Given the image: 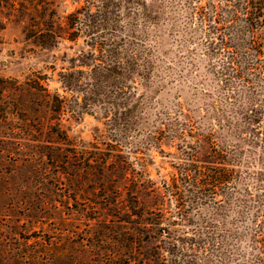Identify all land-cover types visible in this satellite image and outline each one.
Listing matches in <instances>:
<instances>
[{
	"label": "rangeland",
	"instance_id": "obj_1",
	"mask_svg": "<svg viewBox=\"0 0 264 264\" xmlns=\"http://www.w3.org/2000/svg\"><path fill=\"white\" fill-rule=\"evenodd\" d=\"M91 1L93 12H79L83 31L75 40L42 45L38 32L65 36L66 15L85 0H0V239L14 246L36 232L60 239L89 264L109 251L113 264H127L129 249L119 239L136 225V212L156 234L167 224L178 238L163 251L168 264H244L252 211L241 202L243 174L214 198L186 197L184 210L170 191L191 145L183 133L214 128L221 143L228 131L216 117L225 87L220 56L210 52L211 33L194 13L201 2L208 17L211 0ZM219 11L227 21L228 12ZM240 25L235 20L226 30ZM91 29L112 34L121 55L139 53L136 64L121 68L128 86L114 97L89 95L82 79L72 90L61 81V72L89 68L77 63L79 56L91 62ZM57 93L66 97L61 109Z\"/></svg>",
	"mask_w": 264,
	"mask_h": 264
},
{
	"label": "trees",
	"instance_id": "obj_2",
	"mask_svg": "<svg viewBox=\"0 0 264 264\" xmlns=\"http://www.w3.org/2000/svg\"><path fill=\"white\" fill-rule=\"evenodd\" d=\"M85 2L86 4L66 15L65 36L50 28L38 32V41L47 45L49 41L59 37L75 40L83 31L78 23L83 20L84 13L79 12H93L92 1ZM209 6L212 13L208 17L201 2L195 4L194 13L202 19L204 34L211 33L208 37L210 52L220 56V71L225 87L216 117L221 122L220 125L225 126L228 131L221 143L213 138L214 128L207 134L196 132L192 128L189 133H183L190 136L191 145L184 153L185 160L181 165L184 172L178 177L172 176L170 191L175 196L178 209L184 210L186 197L214 198L218 189H232L237 176L243 174L245 181L241 202L252 211L249 219L252 223L251 230L243 235L251 243L246 253L243 251V255L249 254L251 259L244 260L243 263L253 264L258 259V264H264V0H222L221 4L217 0H211ZM219 10L228 12L227 21L219 16ZM235 20H241V25L228 32L226 29L229 23ZM86 35L91 62H85L79 56L80 62L77 64H86L89 68L61 72V81L65 89L72 90L82 79L88 85L89 95L114 97L122 87L128 86L121 83V68L128 60L135 63L139 53L132 49L127 56L121 55L116 49L117 42L112 34L99 33L96 36L91 29ZM128 37L132 39L135 35L131 32ZM81 55L86 57L84 52ZM146 70L142 72L143 75L147 74ZM80 72L84 73L83 78L82 75H75ZM35 85L40 84L37 82ZM55 99V107L58 109L67 104L63 94L57 93ZM178 179L185 182L186 190H194L192 196L183 193ZM133 217L136 225L130 233L119 239L120 243L125 239V246L129 249L127 264H168L163 251L177 246L178 239L171 234L170 226H161L156 234V231L153 232L149 226L142 224L145 222L142 221L140 213L134 212ZM140 225L146 228L143 234ZM190 240L193 247L194 236ZM185 248L180 247L181 250ZM109 252L101 254L97 264H113L115 257ZM0 264L89 262L77 251L69 250L60 239L51 240L45 234L32 232L18 236L14 246L0 239Z\"/></svg>",
	"mask_w": 264,
	"mask_h": 264
}]
</instances>
